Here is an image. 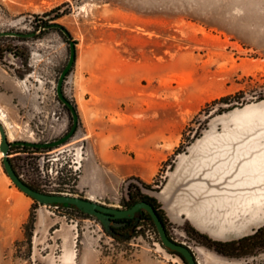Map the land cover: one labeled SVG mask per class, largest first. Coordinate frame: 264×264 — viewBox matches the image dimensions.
I'll list each match as a JSON object with an SVG mask.
<instances>
[{
  "label": "rangeland",
  "instance_id": "1",
  "mask_svg": "<svg viewBox=\"0 0 264 264\" xmlns=\"http://www.w3.org/2000/svg\"><path fill=\"white\" fill-rule=\"evenodd\" d=\"M46 19L62 25L77 43L76 63L63 91L76 108L78 129L67 145L11 156L21 180L45 194L91 197L125 210L128 185L140 187L138 180L145 182L140 176L123 178L110 192L104 191L103 177H96L95 193L81 183L85 166L94 159L92 145L105 134L112 150H121L131 165L145 162L144 174L152 177L145 183L158 192L143 193L160 199L170 237L190 247L200 264H264L262 248L244 258H226L185 232L193 227L232 241L264 226L237 236L207 228L190 214L194 174L212 139L264 134V0H0V33H37ZM69 55L70 45L55 30L32 39L0 38V66L22 81L41 79L49 90L43 111L28 117V127H11L6 117L11 143H49L70 131L71 113L57 95ZM241 91L246 92L243 104L230 110L207 107ZM135 130L143 133L141 138L162 137L148 152L115 142ZM181 144L182 153L175 156ZM161 156L167 159L154 175ZM1 157L0 152L4 183L18 194L16 223L9 226L0 219L2 264H131L145 256L153 264H185L162 246L150 223L129 243H121L94 217L41 206L13 184ZM107 172L116 176V170ZM131 177L137 180L127 182ZM204 196L195 198L202 202ZM31 213L36 223L30 246L24 227Z\"/></svg>",
  "mask_w": 264,
  "mask_h": 264
},
{
  "label": "bare ground",
  "instance_id": "2",
  "mask_svg": "<svg viewBox=\"0 0 264 264\" xmlns=\"http://www.w3.org/2000/svg\"><path fill=\"white\" fill-rule=\"evenodd\" d=\"M6 117L0 110V121L7 128ZM7 133L11 140L13 135ZM212 140L201 151L199 171L194 174L190 214L207 228L242 235L264 223V134ZM200 194L205 195L202 202L195 198Z\"/></svg>",
  "mask_w": 264,
  "mask_h": 264
},
{
  "label": "crops",
  "instance_id": "3",
  "mask_svg": "<svg viewBox=\"0 0 264 264\" xmlns=\"http://www.w3.org/2000/svg\"><path fill=\"white\" fill-rule=\"evenodd\" d=\"M44 84V81L41 79L35 81H22L13 70H6L0 66V108L6 113L8 124L11 125V127H14L15 124L28 127V117L43 111L46 100H48L47 94L49 92ZM141 134L143 133L140 130H135L127 139L117 137L114 140L121 148L123 147L127 150L141 148L148 152L152 151L162 137L161 135H157L150 136L147 139L146 135L141 138ZM111 144L110 136L105 134L95 139L92 145L94 159L90 161L88 166H85L84 174L81 179L83 188H89L92 193H95L97 190L96 177H98V179L101 177L104 178L103 185L105 192H110L113 187H116V184L121 183L123 178L133 175L140 176L145 182L151 181L152 177L144 174L143 166L145 162L131 165L128 156L124 155L121 150L113 151ZM166 159V156L159 157V162L154 165L156 168L154 175L158 166ZM109 170L111 172L116 170V172H114L116 176L110 175L107 172ZM3 176L4 175L0 173V219L5 220L6 224L10 226L12 223L15 224L17 220L18 194L17 191L4 183ZM89 199L91 200V197H89ZM199 230L213 239H218L207 231ZM1 233L0 229V264H2ZM131 264H153V261L150 257L145 256L141 258V261Z\"/></svg>",
  "mask_w": 264,
  "mask_h": 264
},
{
  "label": "water",
  "instance_id": "4",
  "mask_svg": "<svg viewBox=\"0 0 264 264\" xmlns=\"http://www.w3.org/2000/svg\"><path fill=\"white\" fill-rule=\"evenodd\" d=\"M63 27L59 23L52 22L49 25L42 27L39 32L37 33H19V32H1L0 38L2 37H14V38H22V39H32L36 37L41 31H49V30H60L65 36H68L67 30H62ZM70 55L69 61L67 66L65 67L64 71L62 72L60 79L58 81L57 86V95L60 102L69 109L73 124L70 131L61 139L49 142V143H29V142H13L9 141L7 129L5 125L0 121V152L3 154L2 164L4 167V171L6 175L11 179L13 184L26 196L30 197L41 206H53V205H68L77 208L79 211L96 218L106 231L111 236L115 235L113 228H119L124 224L119 223V221L123 220H131L136 217V215L140 211H144L148 213L157 229L158 235L160 237V241L162 246L174 252L182 257V261L186 262L187 264H200L193 251L190 247L186 246L185 244H180L174 241L165 229L163 222L161 221L159 215L157 214L156 210L153 206L146 202H141L130 209H117L106 207L99 203H96L90 199H82L78 197H74L68 194H45L39 191L34 190L25 182H23L20 176L14 170L11 161H10V150L12 147H28L34 149H57L61 146L67 145L76 135L78 129V122L79 117L74 108V106L66 99L63 91V87L66 81V78L69 76V73L73 69L76 63V44L75 42H71L70 44ZM128 239V236L125 237Z\"/></svg>",
  "mask_w": 264,
  "mask_h": 264
},
{
  "label": "trees",
  "instance_id": "5",
  "mask_svg": "<svg viewBox=\"0 0 264 264\" xmlns=\"http://www.w3.org/2000/svg\"><path fill=\"white\" fill-rule=\"evenodd\" d=\"M48 17V15H46ZM53 20L51 19H46V21H42L43 25L42 27H45L49 25ZM62 30H64V27H61ZM66 30V29H65ZM55 31L59 32L62 37L64 38V41L68 44L71 42H74L72 39V36L68 32V36H65L60 30L56 29ZM46 32V31H45ZM75 44H77L75 42ZM246 92L241 91L237 95H230L223 97L219 100H216L212 102L210 105H208V108L215 107L217 105H226L227 108L232 109L236 105L243 104V99L245 98ZM260 100H264V95L260 97ZM76 110V108H75ZM219 111H225L223 107H220ZM184 148V145L181 144L180 147L175 151V156L180 155L182 153V149ZM34 148H28V147H12L10 150V155L9 157L13 156L14 154H20V153H28L29 150H32ZM18 150V151H17ZM37 150H43V149H37ZM17 151V152H16ZM11 164L15 170L14 164H13V159H10ZM16 171V170H15ZM17 173V172H16ZM137 180V178L131 177L128 179L127 182H131ZM140 187H132V184L129 183L128 185V200L123 202V208L125 209H130L134 205L141 203V202H146L150 204L151 206L154 207L156 210L157 214L159 215L161 221L163 222L165 229L167 231V234L169 235V230H168V219L165 210L163 209L162 204L158 201L157 198L154 196H151L149 194L143 193L142 190H147V191H156L158 192V189H154V186L151 184H147L144 181L138 180ZM29 185V184H27ZM31 188H33L36 191H40V189L29 185ZM159 187V185H156ZM160 190V189H159ZM54 207H59V208H64V209H72L79 214L85 216L87 214L83 213L82 211H79L75 207H70L68 205H53ZM89 216V215H87ZM91 217V216H90ZM35 223H36V216L34 213H31L30 218L28 220V223L25 225V238L27 243L31 246L32 243V238H33V233L35 229ZM119 223L124 224L119 228H113V231L115 232L114 236H111L114 240L119 241L121 243H129L133 238L137 237L140 232L143 224L150 223L153 227H155V224L151 218V216L144 212L140 211L134 219L131 220H123L119 221ZM156 228V227H155ZM157 230V229H156ZM189 230L191 232H188V230H185V232L189 235L192 233V235L196 236L200 241L197 242L200 246L206 248L207 250L216 253L219 256L226 257V258H244L247 256H251L253 252L258 249L262 248L264 249V226L259 228L257 231H255L252 235L245 236L243 238H240L238 240H232V241H220V240H215L211 238L210 236L203 234L196 230L193 227H190ZM158 233V232H157ZM128 236V239H125V237ZM170 237V235H169ZM161 242V241H160ZM162 244V243H161ZM167 250V249H166ZM170 254L180 258L181 260L182 257L174 252H171L167 250ZM187 264L186 262H184Z\"/></svg>",
  "mask_w": 264,
  "mask_h": 264
},
{
  "label": "flooded vegetation",
  "instance_id": "6",
  "mask_svg": "<svg viewBox=\"0 0 264 264\" xmlns=\"http://www.w3.org/2000/svg\"><path fill=\"white\" fill-rule=\"evenodd\" d=\"M68 109V108H67ZM69 110V109H68Z\"/></svg>",
  "mask_w": 264,
  "mask_h": 264
}]
</instances>
